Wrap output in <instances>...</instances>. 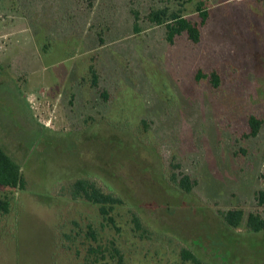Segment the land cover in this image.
Returning a JSON list of instances; mask_svg holds the SVG:
<instances>
[{"label":"rangeland","instance_id":"1","mask_svg":"<svg viewBox=\"0 0 264 264\" xmlns=\"http://www.w3.org/2000/svg\"><path fill=\"white\" fill-rule=\"evenodd\" d=\"M201 2L198 45L148 19L199 20ZM263 64L264 0H0V146L26 181L0 186V264H264L247 225L264 218V124L245 137L249 115L264 122ZM79 180L121 200L112 220Z\"/></svg>","mask_w":264,"mask_h":264},{"label":"trees","instance_id":"2","mask_svg":"<svg viewBox=\"0 0 264 264\" xmlns=\"http://www.w3.org/2000/svg\"><path fill=\"white\" fill-rule=\"evenodd\" d=\"M197 12L199 15V20H192L186 18L182 12L171 13L167 8L153 11L149 14V21L156 26L166 25L167 29V41L170 44H174L177 37L185 35L187 39L198 45L202 41V27L206 25L210 18L209 11L205 8L204 2H201L197 7ZM135 33H139L141 30L136 24L134 26ZM248 58V57H247ZM264 65V64H263ZM92 70L93 85L98 84V77L96 72ZM196 80L209 81L213 89H218L220 87L222 78L218 71L213 70L210 73H204L203 70H199L196 75ZM104 98L107 100L108 96L105 92L102 93ZM29 114V113H28ZM248 124L250 132L245 136L249 138H255L259 135L262 126L264 124L263 119L257 115H249ZM28 119V118H27ZM35 138L38 135L36 129L27 130ZM25 178L21 166L10 156L5 150L0 146V186L9 189H25ZM180 187L185 192H191L193 187L196 185L195 181H192L189 176H183L179 181ZM73 195L75 198L84 197L89 202L99 205L100 213L109 221L112 220L109 216L113 206L121 203V200L114 197L111 194L104 193L102 190L97 188L95 184L87 180H79L74 184ZM261 203H264L263 194L259 195ZM10 212V202L8 200L0 199V214H8ZM224 219L227 225L231 227H239L243 221L244 214L241 210H232L224 214ZM248 228L255 233H260L264 231V218L258 214H249L247 218ZM91 253H99L91 250ZM118 262L116 264H123V256L117 250ZM182 257L185 261H189L192 264H208L200 259H198L192 252L183 251ZM97 264V263H96ZM98 264H109L108 262H100Z\"/></svg>","mask_w":264,"mask_h":264}]
</instances>
